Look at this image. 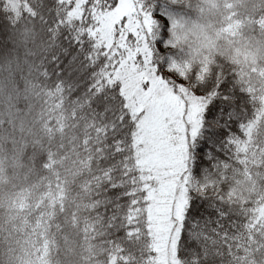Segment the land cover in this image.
Returning a JSON list of instances; mask_svg holds the SVG:
<instances>
[{"label":"snow or ice","instance_id":"1","mask_svg":"<svg viewBox=\"0 0 264 264\" xmlns=\"http://www.w3.org/2000/svg\"><path fill=\"white\" fill-rule=\"evenodd\" d=\"M36 2L40 11L33 10L31 17L46 24L44 0ZM138 3H142L140 11L150 24L149 49L155 45L161 53L160 62L156 64L157 52H152L157 74L167 70L182 82L184 92H191L199 99L190 149L189 183L192 186L185 185L190 198L179 225L173 264H264V39L248 43L240 39L248 25L259 28L264 37V0L253 3V13L259 11L260 15L250 16L247 22L231 0H138ZM73 6L67 3L66 7V0H56V8L49 9L57 16L55 27L48 32L49 48L58 47L55 39L61 29L68 28L71 32L70 25L79 23L69 17ZM37 38L38 34L33 33V44ZM74 43L78 52L71 56L70 66L84 51L79 47L83 44L80 37H74ZM61 54L67 56L69 50L53 53L49 60L58 69ZM85 59L92 73L90 82L84 96L73 102L71 113L65 107L62 80L56 81L53 90L30 84L26 89L28 95L43 100L40 111L30 123L21 120L22 133H28L27 137L22 135L24 143L14 141L16 150L0 155V178L8 176L12 169L15 175L10 176L7 183L19 189L7 197L8 216L6 223L0 225V231L7 233L6 239H13V232L24 234L22 244L26 258H20L19 264H53V250L60 251L59 240L52 231L54 224L57 233H64L67 264H73L76 248L70 234L57 222L61 217L77 232L83 225L86 247L82 248L89 256L83 257V252L81 256L88 264L93 256L90 241L97 234L106 235L104 229L119 227L116 214L107 223L102 216L91 215L102 203L90 198L95 185L86 183L73 195L74 165L90 170L91 163L85 161L94 163L108 159L105 145L109 139L112 140L111 152L121 155L123 137L118 127L130 119L125 114L127 109L123 108L122 98L116 120L108 119L110 112H117L113 107L116 89L107 87L110 77L106 79L103 61L97 60L91 51ZM63 74L62 70L57 72L58 77ZM41 77L51 80L47 71H42ZM7 115L14 117L11 110ZM82 125L83 138L72 136L73 151H63L69 130H78ZM29 144L33 152L26 158ZM118 148L121 151H117ZM113 169L114 165H109L102 169L103 177L94 176L96 184L107 179L114 185L113 191L123 188L112 179ZM32 176L37 177L36 182H31ZM193 192L201 196L192 198ZM200 201L206 202L207 210L215 213L214 221L206 218L201 222L199 217L204 209ZM122 208L121 204H116L117 212ZM135 210L136 203L131 202L125 213L126 223L134 219L131 212ZM213 222L216 227L209 228ZM127 235L135 238L139 233L127 232ZM189 242H194L195 247ZM185 245L192 249L190 255H185ZM122 251L114 247L112 257L105 264H131L117 261L116 254ZM149 264L156 262L149 261Z\"/></svg>","mask_w":264,"mask_h":264},{"label":"trees","instance_id":"2","mask_svg":"<svg viewBox=\"0 0 264 264\" xmlns=\"http://www.w3.org/2000/svg\"><path fill=\"white\" fill-rule=\"evenodd\" d=\"M183 2V0H182ZM195 2V0H193ZM236 3L238 7L236 11L240 17L247 22L250 16H259L257 11L253 13V3H258L259 0H231ZM67 3H72L74 6L69 12V17L72 21H79L70 25L72 31L68 28L61 29L55 43L58 45L55 49L48 47V32L53 29L56 24V12H49V9L56 8V0H44L45 7L43 9L44 19L47 21L43 24L39 19L33 20L31 13L33 10L40 11L37 7L36 0H0V155L11 154L17 148V143L22 145V135L27 137V131L22 133L21 120L28 123L31 122L33 116L40 111V106L43 103L42 99L31 97L26 92L30 84H38L48 90H53L57 80L64 82L66 104L65 107L71 113V107L74 101L84 96L85 90L88 87L91 78V69L86 67L87 60L85 55L92 52L97 60L103 61V66L107 70L106 79L110 77L107 87L116 89L113 93L115 99L113 107L117 112H110L108 114L109 120H116L121 109V98L123 101V108L127 109V115L130 119L122 126L118 127V131L123 137V146L121 155L111 152L112 140L109 139L105 145L106 155L108 159L97 160L91 163V169L82 168L79 165H74L72 179L74 181L73 195L82 188L86 183L95 185L91 191V199L101 201V206L98 211L92 213L94 217L100 215L104 218L105 223L108 219L116 214L119 218L116 223L119 225L117 229H104L106 235L97 234L95 239L91 240L92 259L91 264H105L112 255L114 247H120L122 252L116 254L118 262H128L131 264H149V261H155L159 264L158 254L156 251L155 241L153 239L149 215L147 214V189L145 180L142 177L138 165L137 149L135 146V135L137 131L138 115L133 113L132 106L126 97V88L123 86V77L119 74L120 67V53L119 48L121 43L125 40L131 46L132 50L137 51L134 65L137 64V69L142 76L139 77L140 83L145 84L146 79L154 77L162 86H169L170 76L167 70L157 74L156 64L160 62L161 53L155 49V45L149 49L148 40L151 39L150 34L144 30V35L141 38L132 36L130 33L124 31H117L115 27L113 39L111 43L106 44V38L102 33V29L98 26V14L104 13L107 7H113L116 0H66ZM137 4V12L140 11L142 3ZM125 26V21H121L120 30ZM33 33L38 34L36 44L32 42ZM80 37L83 44L84 51L79 53V59L74 65H69L72 55L77 54L78 46L74 43V37ZM147 37V40H146ZM245 43L255 42L264 37L261 36L259 28L254 25H248L243 29V36L240 38ZM37 45H40L39 47ZM62 49H68L69 55H60L59 69L56 64L50 63L51 54L60 53ZM138 49V50H137ZM156 51V64L152 63V52ZM107 57V59H104ZM63 71V76H57L58 71ZM47 71L51 80H44L41 77V72ZM164 77V79H161ZM177 78V77H176ZM10 98V99H9ZM31 109V112H30ZM11 110L14 117H9L7 113ZM18 117V118H15ZM122 129V130H121ZM83 132V125L78 130H69L68 137L64 140V149L68 153L73 151L74 143L71 139L72 136H81ZM193 146V140L188 144L187 157L191 161L190 149ZM83 152V149H80ZM121 151V149H117ZM33 148L31 144L26 149V158L31 157ZM84 156L87 154L84 153ZM75 159V157H73ZM109 165H114L112 179L122 184L123 188L118 191H113V184H110L107 179L102 183L96 184L94 176L103 177L102 169L107 168ZM39 167V162H37ZM15 175L12 169H9L8 176L0 178V225L6 223L8 216V208L6 200L10 193L18 191L13 185L8 184L7 180L10 176ZM194 179V178H193ZM37 177L32 176L31 182H36ZM19 183V181H17ZM211 195V194H210ZM200 193L193 192L192 198H199ZM190 197L188 191L186 192V201ZM111 201V203H103ZM131 202L136 203V210L131 212L134 217L130 222H125V213L128 210ZM116 204H121L123 208L116 211ZM200 206L204 209L199 219L203 223L206 218L215 220V213L207 210V203L200 201ZM187 208L185 205L184 211ZM38 215V213H37ZM88 215V213H82ZM230 219H239L237 217H230ZM182 221V220H181ZM58 223L61 224L64 232L69 233L73 241V247L76 248V255L72 257L73 264H88L83 257L89 256L87 251H83L82 246H85L83 239L81 224L80 232L72 229L69 225L63 222V217ZM225 228L228 222L225 221ZM209 228H215V223L208 225ZM60 244V251L55 249L52 252L53 264H67L68 253L64 250V233H57L55 224L52 229ZM228 231H233L228 229ZM127 232H137L135 238L128 236ZM7 233L0 231V264H19L20 258H26L24 246L22 244L24 237L23 233L13 232V239H6ZM21 241L18 244L16 241ZM179 240V230L177 240ZM192 247H195L194 242H189ZM11 249V250H10ZM103 250L104 254H101ZM176 251V250H175ZM185 255H190L192 249L187 245L183 247ZM83 252V257L81 256ZM155 253L152 255L151 253ZM176 257V255H175ZM33 259L35 257L33 256ZM184 264V262H178Z\"/></svg>","mask_w":264,"mask_h":264},{"label":"rangeland","instance_id":"3","mask_svg":"<svg viewBox=\"0 0 264 264\" xmlns=\"http://www.w3.org/2000/svg\"><path fill=\"white\" fill-rule=\"evenodd\" d=\"M137 0H116L98 14V26L111 43L117 31L141 38L150 24L144 13L137 12ZM125 26L120 30L121 21ZM125 40L120 44L119 74L123 77L126 97L133 113L138 115L135 146L138 165L147 189V214L155 241L159 264L176 260V240L186 205L191 161L188 144L193 140L199 99L181 89V81L170 76L169 86H162L154 77L140 83L142 73L134 65L137 51ZM138 50V49H137ZM188 172L189 175L185 173ZM194 182V179H193ZM179 264V263H178Z\"/></svg>","mask_w":264,"mask_h":264}]
</instances>
